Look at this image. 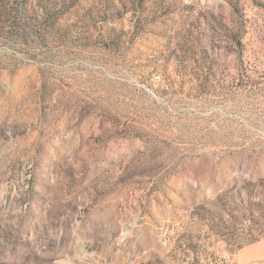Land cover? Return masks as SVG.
<instances>
[{"label":"rangeland","instance_id":"obj_1","mask_svg":"<svg viewBox=\"0 0 264 264\" xmlns=\"http://www.w3.org/2000/svg\"><path fill=\"white\" fill-rule=\"evenodd\" d=\"M261 241L264 0H0V264Z\"/></svg>","mask_w":264,"mask_h":264},{"label":"crops","instance_id":"obj_2","mask_svg":"<svg viewBox=\"0 0 264 264\" xmlns=\"http://www.w3.org/2000/svg\"><path fill=\"white\" fill-rule=\"evenodd\" d=\"M237 264H264V241L257 242L241 250Z\"/></svg>","mask_w":264,"mask_h":264}]
</instances>
